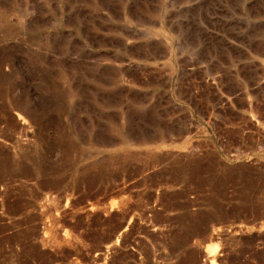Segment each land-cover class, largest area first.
I'll return each mask as SVG.
<instances>
[{"label": "rangeland", "instance_id": "1", "mask_svg": "<svg viewBox=\"0 0 264 264\" xmlns=\"http://www.w3.org/2000/svg\"><path fill=\"white\" fill-rule=\"evenodd\" d=\"M264 263V0H0V264Z\"/></svg>", "mask_w": 264, "mask_h": 264}, {"label": "trees", "instance_id": "2", "mask_svg": "<svg viewBox=\"0 0 264 264\" xmlns=\"http://www.w3.org/2000/svg\"><path fill=\"white\" fill-rule=\"evenodd\" d=\"M261 264H264L263 262H261Z\"/></svg>", "mask_w": 264, "mask_h": 264}]
</instances>
